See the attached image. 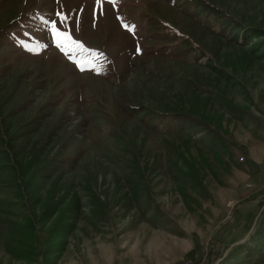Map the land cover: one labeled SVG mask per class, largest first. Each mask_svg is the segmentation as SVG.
<instances>
[{"label": "rangeland", "instance_id": "374dc122", "mask_svg": "<svg viewBox=\"0 0 264 264\" xmlns=\"http://www.w3.org/2000/svg\"><path fill=\"white\" fill-rule=\"evenodd\" d=\"M186 257L264 264V0H0V264Z\"/></svg>", "mask_w": 264, "mask_h": 264}, {"label": "snow or ice", "instance_id": "6c2138e0", "mask_svg": "<svg viewBox=\"0 0 264 264\" xmlns=\"http://www.w3.org/2000/svg\"><path fill=\"white\" fill-rule=\"evenodd\" d=\"M101 0H96L97 4H100ZM111 2V0H110ZM57 16L59 17V22H64L66 21L67 17L64 16L61 13H57ZM125 27H128L125 25ZM131 30V29H129ZM50 32H51V36L53 38V40L56 42V47L62 49L65 44H75L77 46H82L80 45V42L77 41L76 39L73 38V35L70 31H61L58 28V21H52L51 22V28H50ZM97 55H101L99 53H97ZM78 67H80L79 64H77ZM80 70H83L82 67H80Z\"/></svg>", "mask_w": 264, "mask_h": 264}, {"label": "trees", "instance_id": "16d2710c", "mask_svg": "<svg viewBox=\"0 0 264 264\" xmlns=\"http://www.w3.org/2000/svg\"><path fill=\"white\" fill-rule=\"evenodd\" d=\"M168 117L169 119L176 121L179 126H181V123L184 121H190V122H195L194 119L189 115L185 113H173L172 115L167 114L164 115L162 118ZM203 128H206L208 132L212 133V129H210L207 125H202ZM45 167H42L41 170L44 171Z\"/></svg>", "mask_w": 264, "mask_h": 264}, {"label": "built area", "instance_id": "2783aa9c", "mask_svg": "<svg viewBox=\"0 0 264 264\" xmlns=\"http://www.w3.org/2000/svg\"><path fill=\"white\" fill-rule=\"evenodd\" d=\"M175 264H208L205 258L186 257Z\"/></svg>", "mask_w": 264, "mask_h": 264}]
</instances>
